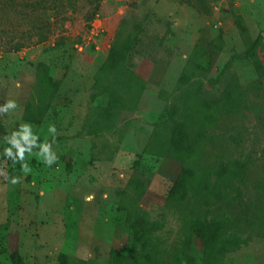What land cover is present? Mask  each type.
<instances>
[{"label":"rangeland","instance_id":"rangeland-1","mask_svg":"<svg viewBox=\"0 0 264 264\" xmlns=\"http://www.w3.org/2000/svg\"><path fill=\"white\" fill-rule=\"evenodd\" d=\"M36 1L0 0V104L19 105L0 115V264H11L13 254L27 264H59L62 255L75 264H136L132 253L120 258L130 241L116 227L119 196L132 176L147 187L140 207L163 224L157 241L175 244L190 214L230 221L242 241L223 264H264V50L260 68L238 59L264 35V0H208L210 14L195 0H63L56 10L36 11L39 32L26 17ZM133 20L144 32L132 66L96 86L112 41ZM94 25L102 28L97 37ZM46 62L60 85L43 94L42 123L32 125L41 141H51L47 128L55 125L58 159L47 166L26 153L25 174L3 156L4 137L24 122ZM109 104L113 113L105 115ZM200 105L209 114L219 108L207 156L198 164L172 161L181 158L174 128ZM237 159L248 160L244 179L224 185L212 175L218 163ZM183 169L190 192L177 202L168 190ZM13 175L21 177L16 185L6 179Z\"/></svg>","mask_w":264,"mask_h":264},{"label":"trees","instance_id":"trees-1","mask_svg":"<svg viewBox=\"0 0 264 264\" xmlns=\"http://www.w3.org/2000/svg\"><path fill=\"white\" fill-rule=\"evenodd\" d=\"M199 11L207 14L211 13L208 0H195ZM219 0H215L217 3ZM63 4V0H38L32 4L28 11L27 19H33L32 29L39 32L40 20L36 15L39 8L57 9ZM99 6L92 12V17L96 16ZM36 18L37 21L32 17ZM92 19V18H90ZM128 26H125L127 25ZM112 41L108 50L106 60L98 67L94 81L100 85L104 81L112 78L122 77L132 66L141 43V35L144 32L140 21L133 20L126 22ZM47 39L41 34L40 42ZM62 47V44H57ZM23 43L17 44L16 51L22 50ZM197 48V54H200ZM264 50V35H259L255 41L238 56V59L253 63L257 68L262 66L260 54ZM232 65V61L227 64V68ZM38 68L39 81L34 88V94L28 101L23 121L31 124H41L43 120L42 96L50 90H57L60 81L50 76L51 64L42 63ZM237 100L240 101L241 93H238ZM115 104L104 107L105 115L113 113ZM210 108L200 105L195 108L189 122L180 123L174 128L172 146L177 149L176 158L172 155V161L184 163L189 161L198 164L204 161L207 156L206 143L209 139L208 127L217 120L219 108H214L209 114ZM248 160L237 159L228 163L221 162L213 171L218 181L227 185L233 178L244 179L247 170ZM190 174L183 169L174 179L168 194L173 196L174 201L181 202L189 194ZM229 185V184H228ZM147 191L145 182L137 176H132L125 189L120 193L116 227L127 232L130 246L123 250L120 258L127 259L124 252L134 254L131 261L136 264H223L225 256L232 250L239 247L242 237L236 229V224L230 221L208 222L203 218L190 214L182 220L181 229L175 244L171 245L165 241H157L156 234L163 228L159 221L152 220L150 215L142 210L140 203ZM193 215V216H192ZM11 264H27L21 255L13 254L10 257ZM59 264H75V260L66 255H62Z\"/></svg>","mask_w":264,"mask_h":264},{"label":"clouds","instance_id":"clouds-1","mask_svg":"<svg viewBox=\"0 0 264 264\" xmlns=\"http://www.w3.org/2000/svg\"><path fill=\"white\" fill-rule=\"evenodd\" d=\"M19 87V83L16 85ZM19 107L15 99H8L3 104H0V115L10 113L12 110H16ZM48 134L51 135V141L47 137L43 141L40 140L41 133L34 131V126L29 122H22L17 128L13 129L10 134L5 135L4 140L8 145L3 149V156L6 158H12V164L20 163L21 170L27 174L31 171L28 163L26 162V153L29 157L35 155L47 166L53 165L58 157L55 151L52 149V145L56 143L57 129L55 125H49L47 128ZM38 148L39 151L34 149ZM2 174V173H0ZM9 183L16 185L20 182L21 177L13 175L10 178L6 177ZM107 194H105V198ZM94 199V195H87L86 201Z\"/></svg>","mask_w":264,"mask_h":264},{"label":"built area","instance_id":"built-area-1","mask_svg":"<svg viewBox=\"0 0 264 264\" xmlns=\"http://www.w3.org/2000/svg\"><path fill=\"white\" fill-rule=\"evenodd\" d=\"M92 31H93L92 34H93L95 37H97V36H99V34L102 32V28H100V27L94 25Z\"/></svg>","mask_w":264,"mask_h":264}]
</instances>
